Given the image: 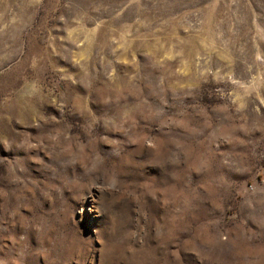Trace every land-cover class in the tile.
Listing matches in <instances>:
<instances>
[{"label": "rangeland", "instance_id": "1", "mask_svg": "<svg viewBox=\"0 0 264 264\" xmlns=\"http://www.w3.org/2000/svg\"><path fill=\"white\" fill-rule=\"evenodd\" d=\"M0 264H264V0H0Z\"/></svg>", "mask_w": 264, "mask_h": 264}]
</instances>
